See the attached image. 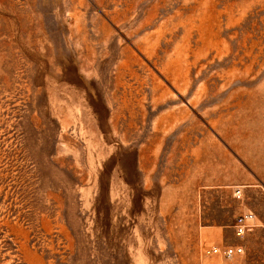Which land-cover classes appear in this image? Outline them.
<instances>
[{"label":"rangeland","instance_id":"obj_1","mask_svg":"<svg viewBox=\"0 0 264 264\" xmlns=\"http://www.w3.org/2000/svg\"><path fill=\"white\" fill-rule=\"evenodd\" d=\"M235 243L260 264L264 0H0V264Z\"/></svg>","mask_w":264,"mask_h":264},{"label":"built area","instance_id":"obj_2","mask_svg":"<svg viewBox=\"0 0 264 264\" xmlns=\"http://www.w3.org/2000/svg\"><path fill=\"white\" fill-rule=\"evenodd\" d=\"M254 219V214L250 211H246L239 214L234 221L233 229L237 236H243L246 231L251 230L252 221ZM207 254L217 255L223 259H230L234 256H242L245 251L240 245H227V246H211L209 247Z\"/></svg>","mask_w":264,"mask_h":264},{"label":"crops","instance_id":"obj_3","mask_svg":"<svg viewBox=\"0 0 264 264\" xmlns=\"http://www.w3.org/2000/svg\"><path fill=\"white\" fill-rule=\"evenodd\" d=\"M255 230H257V229H255ZM255 233H256V231L254 233H252V235H251L252 240L251 241H248L249 243H251V246H255V244H257V242L255 241V236H256ZM235 244H237V243H235ZM214 245L215 246H227V245H234V244H227V245L214 244ZM258 246H259V244H258ZM221 262H222V264H245V263L253 264L254 263V262L253 263H250V261L247 262L246 259L245 260H242L241 257L238 258V259H235V258H231V259H227V260L221 259ZM257 263L263 264L264 263V257L261 258L259 260V262H257Z\"/></svg>","mask_w":264,"mask_h":264},{"label":"bare ground","instance_id":"obj_4","mask_svg":"<svg viewBox=\"0 0 264 264\" xmlns=\"http://www.w3.org/2000/svg\"><path fill=\"white\" fill-rule=\"evenodd\" d=\"M246 212V211H245ZM252 213V212H251ZM254 218H255V216H254ZM254 220V219H253ZM235 221V220H234ZM233 224H234V222H233ZM234 245H239V244H234ZM241 246V245H240ZM242 247V246H241ZM233 258V257H232ZM231 259V258H230ZM226 260V259H225ZM264 264V263H263Z\"/></svg>","mask_w":264,"mask_h":264}]
</instances>
